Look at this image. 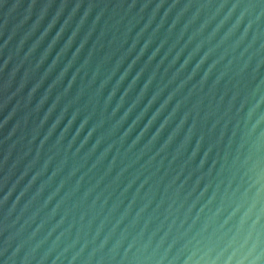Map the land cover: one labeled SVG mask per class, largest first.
<instances>
[{
	"label": "water",
	"instance_id": "1",
	"mask_svg": "<svg viewBox=\"0 0 264 264\" xmlns=\"http://www.w3.org/2000/svg\"><path fill=\"white\" fill-rule=\"evenodd\" d=\"M0 264H264V0H0Z\"/></svg>",
	"mask_w": 264,
	"mask_h": 264
}]
</instances>
